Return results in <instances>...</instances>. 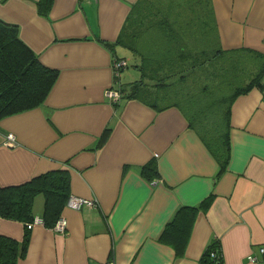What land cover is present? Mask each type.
<instances>
[{"label": "crops", "instance_id": "1", "mask_svg": "<svg viewBox=\"0 0 264 264\" xmlns=\"http://www.w3.org/2000/svg\"><path fill=\"white\" fill-rule=\"evenodd\" d=\"M138 1L47 0L44 14L41 0H0V21L58 72L42 104L0 119V186L66 169L70 195L95 202L65 205L64 232L0 216V235L18 248L28 233L16 264H201L213 242L222 264H255L247 255L264 245V89L253 86L232 101L230 159L218 174L177 107L128 95L140 71L135 67L139 77L129 85L122 74L128 56L134 66L139 55L117 39ZM187 1L146 0L147 24L167 12L190 47L264 55V0ZM119 58L126 65L115 83ZM119 85L122 95L113 101L106 89ZM43 204L39 193L34 216L42 217ZM177 214L180 224L163 234Z\"/></svg>", "mask_w": 264, "mask_h": 264}, {"label": "trees", "instance_id": "2", "mask_svg": "<svg viewBox=\"0 0 264 264\" xmlns=\"http://www.w3.org/2000/svg\"><path fill=\"white\" fill-rule=\"evenodd\" d=\"M46 2H40L44 14ZM198 3L207 6V0ZM150 12L146 0H139L117 39L139 55V63L134 66L140 77L132 82L128 95L143 98L157 108L177 107L218 162L219 174L230 159L231 103L253 86L264 89V55L246 48L190 47L176 37L180 27L174 28L167 12L147 24ZM158 12L163 14L164 10ZM152 31L159 37L151 41L147 34ZM57 76L58 72L45 66L20 38L14 25L0 21V119L42 104ZM147 169L148 164L143 170ZM39 193L44 197L41 219L52 227L70 195L68 170H49L23 183L0 186V216L22 221L26 226L34 217V197ZM210 200H204L205 208ZM178 216L163 234L170 225L180 224ZM28 241L26 233L18 248L16 240L0 235V264H16L25 255ZM201 264H222L215 242L205 250Z\"/></svg>", "mask_w": 264, "mask_h": 264}, {"label": "built area", "instance_id": "3", "mask_svg": "<svg viewBox=\"0 0 264 264\" xmlns=\"http://www.w3.org/2000/svg\"><path fill=\"white\" fill-rule=\"evenodd\" d=\"M126 65V61L125 59H115L113 61V75L115 77V83L118 82V77L120 74V69ZM106 95L111 98L113 101H117L120 97H121V91L119 89V86H110L106 89ZM6 140L7 142L10 143H14L15 141V137L12 133L7 134L6 136ZM89 205V206H94L95 202L90 200V199H86L80 196H75V195H69L68 199H67V203L66 205L70 206V207H74V208H80L82 205ZM35 224H43V221L40 217L34 216L33 219L27 223V228H31L33 227ZM66 226H67V220L60 216L54 223V225L52 226L53 229L60 231V232H64L66 230ZM215 254V250L211 251V255L214 256ZM247 259L250 262H253L255 264H264V245H260L258 247V253H249L247 255Z\"/></svg>", "mask_w": 264, "mask_h": 264}, {"label": "rangeland", "instance_id": "4", "mask_svg": "<svg viewBox=\"0 0 264 264\" xmlns=\"http://www.w3.org/2000/svg\"><path fill=\"white\" fill-rule=\"evenodd\" d=\"M249 63V62H247ZM250 66V65H248ZM128 73L127 74H122V81L125 83V85H129V82L134 80V78H138L139 77V71L135 68V66H133L132 64V58L129 55L128 56V66L126 67ZM127 75H129V77H127Z\"/></svg>", "mask_w": 264, "mask_h": 264}]
</instances>
